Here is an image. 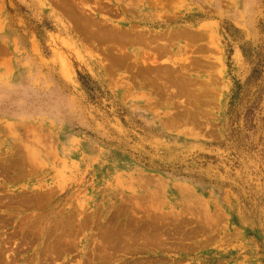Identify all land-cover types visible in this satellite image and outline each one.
Masks as SVG:
<instances>
[{"label": "rangeland", "instance_id": "rangeland-1", "mask_svg": "<svg viewBox=\"0 0 264 264\" xmlns=\"http://www.w3.org/2000/svg\"><path fill=\"white\" fill-rule=\"evenodd\" d=\"M0 264H264V0H0Z\"/></svg>", "mask_w": 264, "mask_h": 264}, {"label": "bare ground", "instance_id": "bare-ground-1", "mask_svg": "<svg viewBox=\"0 0 264 264\" xmlns=\"http://www.w3.org/2000/svg\"><path fill=\"white\" fill-rule=\"evenodd\" d=\"M109 237H110V236H109ZM57 239H58V238H57ZM129 239H130V238H129ZM52 243H54V242L52 241ZM52 243H51V244H52ZM62 243H63V242H62ZM116 243H117V241H116ZM112 244H113V243H112ZM124 247H125V246H124ZM61 249H62V248H61Z\"/></svg>", "mask_w": 264, "mask_h": 264}]
</instances>
